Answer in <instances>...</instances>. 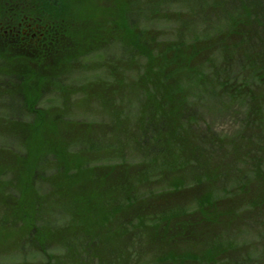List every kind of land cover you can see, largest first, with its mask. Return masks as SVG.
Instances as JSON below:
<instances>
[{"label": "rangeland", "instance_id": "374dc122", "mask_svg": "<svg viewBox=\"0 0 264 264\" xmlns=\"http://www.w3.org/2000/svg\"><path fill=\"white\" fill-rule=\"evenodd\" d=\"M117 1L126 3L125 0H70L69 9L65 8L67 15H62L65 18V30H61L62 33L54 32V42L42 48L28 49L18 56L20 58L10 61L11 70L29 74V84L23 86L17 81L20 74L13 78L0 75V113L8 112L13 119L18 118L22 125L34 117L31 111L27 112L24 108L23 102L25 103L27 96L35 97L36 91L43 93L42 89H38L37 73L47 76L54 71L62 72L71 68L69 73L66 72L71 74L69 78L64 75V80L52 82L43 93L48 96L43 100V105L53 108L54 116L60 115L62 118V121L51 119L46 126V136L52 141L54 148L64 150L69 157L67 166L60 170L58 167L61 166V156H56L53 152L46 154L49 162L42 163L43 171L37 175L38 204L41 208L43 205V208H54L51 211L54 220H62L66 216L67 206L72 208L69 203L80 197L82 206L87 205L86 213L93 214L95 205H88L90 197L93 192L102 190V183L107 181L108 175L126 167L119 177L123 180L144 170L149 175L143 181L140 179L141 175L138 177L137 180L140 181L134 190L133 205L145 202V209L139 211L142 215L137 216H154L149 220V225L158 221L161 210L157 208H162L165 202L181 204L184 216H195L199 213L198 202L205 195L212 198L213 204L219 203L223 208L222 213L215 217V222H206L202 217L196 218V222L184 235H177L174 223L164 229L162 226L157 229V226L150 225L151 227L144 229L149 233H145L143 229L136 230L142 234L138 236L135 233L136 227L126 225L127 221L133 222V216L129 215L133 205H129L115 213L106 224L93 225L86 229L87 232H83L82 264L98 263L99 259L95 260L93 257L101 256L96 254V245L92 241L103 233H107L102 236L106 244L98 254H103L102 258L106 261L112 258L110 264H164L165 261H158L157 258L174 251L201 253L200 249L205 248L208 241L215 240L224 243L223 252L227 250L222 252L219 261L203 263L194 260L179 264H264V181L259 179L264 174V0H256L258 7L252 6L251 0H236V8L229 7L225 13L217 6L215 8V3L217 5L220 0H159L151 8L147 6L148 0H130L142 12L137 16L136 27L152 33L155 44L176 39L184 40L185 44L199 43L193 56L195 62L202 64L201 74L194 82L182 80L180 87L188 91V97L183 101L186 112L180 126L176 125V129L169 134L173 139L182 133L187 137L183 150L178 148L181 161H176L175 157L168 158L170 160L161 157L163 153L157 146H151L150 150L154 154L146 156L142 150L147 149L146 145H151V140H145L137 132L140 122L137 123L132 115H126L125 112L114 119L101 102L100 98L105 92L108 98L115 100L111 102L115 105L114 108L120 109L125 105L127 110H133L135 104L132 101L116 104L122 103V99L116 101L117 97L113 96L122 94L124 88L118 87L117 83H108L118 80L112 76L121 71L122 67L113 66L111 62L114 59L118 63L126 59L132 60L134 67L124 68V71L134 75L137 80V76L143 74L145 65V59L140 55L135 56L130 46L120 42L118 38L116 43L111 42L116 30L108 12H112V7H117ZM225 1L228 0H223ZM251 7L256 8L253 11ZM251 11H258L262 15L254 16ZM86 17L87 21L84 20ZM98 45H107V48L89 55L87 60L77 57L81 51H91ZM140 83L142 82L135 81V84ZM153 86L151 84L148 89L153 90ZM55 87L59 89L56 90ZM197 90H201L198 91L201 98L194 94ZM64 94L69 98L68 101L63 97ZM123 94L134 95L136 92ZM55 96H60L65 103L62 104L60 97ZM56 103L61 104L52 106ZM17 127L21 126L0 124V143H13L16 136L11 131ZM87 137L92 139L85 145H80L82 139ZM104 137L114 147L104 145L101 161L100 156L89 151L88 144ZM4 146L6 144L0 145V168L20 170L22 155ZM166 146L169 148V145ZM85 153L88 156L82 158ZM122 157L127 161H123ZM85 160L96 167L100 177L97 174L90 176L82 171L87 162ZM101 167L106 170L105 179H102L105 171ZM66 169L67 172L75 170L79 177L71 187L62 183L64 176L61 174L64 173L56 172ZM52 177H55L54 186L47 188ZM113 179L111 177L108 182H113ZM10 180L12 177L6 181ZM37 182L35 180L34 185ZM33 192L35 194V189ZM31 197L34 201V197ZM3 201L8 205L0 193V206ZM6 213V210L0 211V218L8 216L11 220V215ZM38 222L39 230H51L46 218L42 221L39 219ZM17 223L19 224L7 225L9 230L4 231L8 234H0V264H54L53 261L58 264V257L50 258L52 250L48 249H66L67 244L52 242L54 248L45 245L48 252H43L40 250L42 246H31V230L24 229L21 221ZM71 226L67 224L65 233L68 235L72 233ZM180 228L183 229L182 226ZM18 232L25 237L26 243L20 240ZM27 244L28 248L25 247ZM22 246L24 248L17 250ZM52 252L56 253L54 250ZM64 253L62 251L59 254L64 257Z\"/></svg>", "mask_w": 264, "mask_h": 264}, {"label": "trees", "instance_id": "16d2710c", "mask_svg": "<svg viewBox=\"0 0 264 264\" xmlns=\"http://www.w3.org/2000/svg\"><path fill=\"white\" fill-rule=\"evenodd\" d=\"M69 1L70 0H0V75L7 78H13V76L17 77V74H20L19 80L17 81L21 82L23 86H27L29 84V74L24 75V73L11 70L10 68L12 63L10 61L14 62L15 59L20 58L18 56H21L22 53L28 49L42 48L43 46H48L50 43L54 42L55 39L52 40L54 32L62 33L65 30V18H63V16L67 15L65 8L67 10L69 9ZM234 1L236 0H228L225 2L220 0L217 5L215 3V8L217 6L218 9H222L220 11H223L224 13L228 12L229 7L233 8L235 6L236 8V2ZM125 2L126 3H120L117 1V7H112V12H108V14L112 17L116 30V35L113 37V39H111V42L113 44L116 43L118 38L120 42L130 46L135 56L140 55L143 57L145 59L143 74L137 76L138 80L135 79L134 75H130L129 72L124 71V68L134 67L132 60L126 59L118 63L114 59V62H111V64L113 66L120 65L122 69L121 71L116 72L115 76H112L118 80H114L108 84L117 83L118 87L124 88L123 93L136 92L134 95H125L122 93L120 95L113 96L114 98L117 97L116 101L118 99H122V103L116 104H127L132 101L135 106L131 111L127 110L125 105L120 107L122 110L116 109L114 108L115 105L111 103L115 102V100L112 97L108 98V95L105 94V92H103L100 98L101 102L105 104L107 113L114 117V119L118 118V114L125 112L124 114L126 115H132L137 123L140 122L138 123L140 129H136L137 132L140 133L145 140L148 138L151 140V145L148 147L146 145L145 147L147 149L142 150L146 156H151L154 154L150 150L151 146H157L158 149L163 153L160 155L161 157L167 158L166 160H170L168 158L175 157L177 158L176 161H181V155H178L180 153L178 148L183 150L184 141H188L187 137L185 133H182L173 139V137H171L169 134H171L172 131L176 129V125L180 126L182 123V116L186 112L184 110L185 108H183V101L186 97H188V91L183 90L180 87L182 80L189 79L190 81L193 80L194 82L196 77H199L201 74L200 67L202 64L195 62V56H193L196 50L199 48V43L190 42L189 44H185L184 40L176 39L170 42L158 41L159 43L155 44L154 39L151 36L153 35L152 33L146 31L145 29L143 30L140 27H136L138 24V17L142 14L141 10L136 8V3H132L130 0H125ZM130 2L132 4H130ZM147 3L148 8H151L153 5H157L159 0H148ZM251 3L253 4L252 6L258 7L259 3L256 0H251ZM133 4L135 6H133ZM251 8L253 11L255 10V8ZM247 11L249 14L250 9ZM251 13H254V16L262 15L258 11L256 13L251 11ZM84 20L87 21L88 18L86 17ZM226 25L229 26L228 23H226ZM14 27H16V29L13 32H10V29ZM4 30H6L7 35H4ZM25 30L29 33H36V37H38V39H23L22 37L25 36L23 31ZM229 32L232 33V31ZM2 37L4 38L2 39ZM211 44L213 45L214 43L212 42ZM99 46L100 45L85 53H82L81 51L77 57L79 58L81 56L82 60H87L89 55L98 53L101 49L107 48V45L103 47ZM114 49L115 46L113 45V50ZM97 56L100 57V55ZM70 70L71 68L69 67L68 69L66 68L65 70H62V72L54 71L47 76L37 73V78L39 79V83H37L38 89H42V92L44 93L47 86L52 85V82L56 81L58 83L59 81L64 80V75L69 78L71 76V74H68ZM129 70L131 71V69ZM119 81H122V83H118ZM135 81H140L142 83L135 84ZM151 84L154 85L153 90L148 89V86L151 87ZM59 87H55V89L58 90ZM198 91L201 90L194 91V94L200 97ZM205 92L213 93V91ZM43 93L40 94L36 91V96H27V101L25 100V103L23 102L24 98H22L23 105L25 104L24 108L27 109V112L31 111L34 115L33 119L28 122H24L22 125L20 121L17 120L18 118H14V120L13 116L8 112L0 113V124H11L13 127L14 125L21 126L13 129L14 131H11V134L16 136V139L13 141V143L5 142L0 143V145L6 144V146H4L5 148L19 153L20 156L22 155V166L20 170H11L7 167L5 168L6 170L0 168V193L3 195V199L8 202V205L7 203H4V201L2 202L3 205L0 206V211L6 210L7 213L11 215V220L8 219V216H6L4 219L0 218V234L3 232L6 233L4 230H9L7 227L8 224L17 225L19 224L17 222L21 221L23 223L22 226H24V229L27 228L28 230H31V246H42L40 250L43 252H48V250L56 251V253L50 251L51 254H49V257H58V264H68L71 263V261H73L74 264H82V251H84L82 245V234L85 235L83 232H87L86 229L93 225L102 226L106 224V221L109 218H112L115 213H118L121 209L123 210L129 205H133V194L134 190L137 188V183L140 181V179L141 181L146 180L149 173L144 170L141 172L137 171L130 177H125L122 180L119 178L120 173L127 168H120V170L115 169L116 171L106 177L107 181L105 182L111 184L108 185L105 182L102 183V190L93 192L90 197L88 205L90 203L95 205L93 214L86 213L87 205L84 204L85 206H82V198L80 199V197H78L77 199L76 197L69 203L72 208L67 206L65 209V218L62 220H54V216L51 213L54 208L49 206H45V208H43L44 205L41 208L38 204L39 181L37 182V175L43 171L42 163L44 161L49 162L46 156L47 153L51 154V152H53L56 156H61V166L58 167L60 170L67 166L69 156L64 150L61 151V149L58 147L54 148L52 141L46 136V126L50 123L51 119L59 121L62 118L60 115L56 117L54 116L52 113L53 108L49 109V106L43 105V100L48 98V96H44ZM55 97L59 98L60 96ZM63 97L68 101L69 98H67L65 94ZM60 99L62 100L61 97ZM56 101L58 102V99H56ZM62 102V104L65 103L63 100ZM61 103H56L52 106H59ZM32 104L34 105L31 106ZM173 104L176 105L174 106ZM2 118H5L7 121H3ZM26 125L28 126L26 127ZM53 127L56 128L57 126ZM89 139L92 138L87 137L82 139V142L79 144L85 145ZM165 142L167 144H165ZM88 145L90 146L89 151L97 154L96 156H100L101 161L103 160V153L101 151L104 150L102 149L104 145L108 147L111 146V148L114 147L112 144H110V142L107 141L105 137L100 138L99 141L96 142L92 141ZM166 145H169V148H167ZM115 154H117V152ZM87 156V153L82 154V158H86ZM123 159L124 157H122V160ZM88 160H85L87 162L84 163V168H82V171L87 172L90 176L97 174L100 177L101 174L96 171V167H93L89 164ZM123 161H127V159ZM102 171H105L102 175V179H105L106 170L103 168ZM56 172L58 174L64 173L61 174L64 176V181L62 183L68 187H71L74 183H76V180H79V177L77 176L78 174L75 170L72 172H67L66 169L63 172ZM5 177H8V179H4ZM11 177L12 180L6 181ZM55 177L51 178L49 184L47 183V188L54 186ZM111 177L115 180L113 179V182H108L111 181L109 180ZM121 177L123 176L121 175ZM138 177H140L139 180H137ZM259 179L264 181V174L261 175ZM35 180L37 182L36 185H34ZM134 180H137V182H134ZM33 189H35V194ZM48 190L49 189H47V191ZM79 195L80 194L78 193V196ZM31 196L34 197V201H32ZM163 204L164 205L162 208H157L158 210H161V213L158 215V221L152 222L150 225H152V227L157 226V229L162 226L164 229V227H167V225L170 226L171 224L173 225L175 223L174 225L177 227V235H184L187 233V230L190 228V226L196 222L195 219H199L198 217H202L201 219L205 220L206 222L210 220L215 222V217H219L223 210V208L219 206V203H212V198L209 195L201 197V201L198 202L199 213L191 218L184 216L185 211H183L181 204L174 203L172 205L166 202ZM144 209L145 202L142 204L137 203L132 206V211L129 213V215L133 216V222L130 223V221H127L126 225L136 227L135 233L137 232L136 230L139 231L151 227L149 225V220L153 219L154 216H149V214L146 215V217L137 216L142 215V213L139 211ZM229 209L232 210L231 208ZM82 213H85L86 215L83 216ZM69 216H71V218H69ZM43 218H46V221H48L51 225V230L49 232H47L46 229L43 231L39 230L38 221L39 219L42 221ZM177 222L182 224L181 226L183 229L177 225ZM163 223H166V225L164 226ZM67 224L68 226L72 225L71 235L65 233ZM120 231L122 230H119V232ZM144 231L145 233H149V231ZM173 232L174 231L172 230V233ZM139 233L140 232H137L138 236H141L142 234ZM104 234L107 233L98 235V237L92 241V244L96 245V254L101 256V258L90 256L95 258V260L99 259L97 260V264H110V261L112 263V258L106 261V259L102 258L103 254H98L99 251H102L104 248L103 245L106 244L104 242L105 239L102 237ZM18 235L21 236L20 240L25 241L26 243L25 237L19 232ZM87 240L89 241V239ZM56 241L66 243V249L47 250V248L44 247L46 245V247L52 246V248H54L52 242ZM218 241L219 240H215V242L208 241V245H206L205 248L200 249L201 253L191 251H174L163 257L157 258V260L165 261L164 264H179L180 262H193L194 260H199L203 263L217 262L221 259V254L225 250L223 245L224 243L222 244ZM27 246L28 244L25 247L28 248ZM70 247L77 249L71 250ZM22 248H24V246L20 247L19 249L17 248V250H21ZM57 251L60 254L62 251H64L65 256L61 257ZM43 252L42 254L44 257H46ZM225 252H227V250ZM53 263L56 264L55 261H53Z\"/></svg>", "mask_w": 264, "mask_h": 264}, {"label": "flooded vegetation", "instance_id": "af4514ba", "mask_svg": "<svg viewBox=\"0 0 264 264\" xmlns=\"http://www.w3.org/2000/svg\"><path fill=\"white\" fill-rule=\"evenodd\" d=\"M16 29V27H14V28H12V29H10V32H13L14 30ZM12 30V31H11ZM23 33L25 34V36L24 37H22L23 39H25L26 40V38H28L29 40H37L38 39V37H36V33H29L28 31H23ZM4 35H7V32H6V30H4ZM4 37H2V39H3ZM177 225H179V226H181L182 224H179V222H177Z\"/></svg>", "mask_w": 264, "mask_h": 264}]
</instances>
